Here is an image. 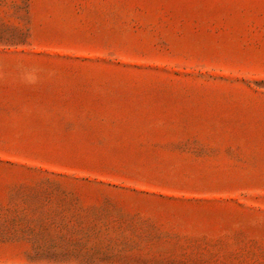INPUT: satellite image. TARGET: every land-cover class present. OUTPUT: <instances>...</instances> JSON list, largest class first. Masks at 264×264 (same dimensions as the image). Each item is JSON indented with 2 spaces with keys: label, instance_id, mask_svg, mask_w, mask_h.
<instances>
[{
  "label": "rangeland",
  "instance_id": "obj_1",
  "mask_svg": "<svg viewBox=\"0 0 264 264\" xmlns=\"http://www.w3.org/2000/svg\"><path fill=\"white\" fill-rule=\"evenodd\" d=\"M0 264H264V0H0Z\"/></svg>",
  "mask_w": 264,
  "mask_h": 264
}]
</instances>
